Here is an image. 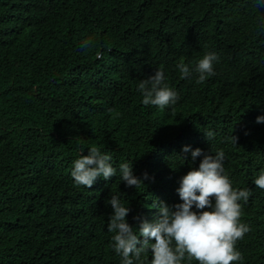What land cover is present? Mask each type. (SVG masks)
I'll use <instances>...</instances> for the list:
<instances>
[{
  "label": "trees",
  "instance_id": "trees-1",
  "mask_svg": "<svg viewBox=\"0 0 264 264\" xmlns=\"http://www.w3.org/2000/svg\"><path fill=\"white\" fill-rule=\"evenodd\" d=\"M208 51L216 75L182 79L176 64ZM156 68L179 94L170 110L137 92ZM260 115L264 8L253 0H0V264H119L106 201H127L133 226L152 219L154 201L180 203L179 181L202 160L179 165L184 146L225 151L233 186L252 191L237 250L243 264H264V190L252 183L264 168ZM91 147L115 166L132 161L145 186H76L72 163Z\"/></svg>",
  "mask_w": 264,
  "mask_h": 264
},
{
  "label": "clouds",
  "instance_id": "clouds-1",
  "mask_svg": "<svg viewBox=\"0 0 264 264\" xmlns=\"http://www.w3.org/2000/svg\"><path fill=\"white\" fill-rule=\"evenodd\" d=\"M259 11L264 8V0H253ZM90 41H85L87 46ZM99 57V53L97 54ZM219 56L214 51L206 52L192 65L180 62L176 70L182 79L194 74L196 83L203 84L216 75L215 65ZM137 92L144 106H155L161 110L172 109L179 101V94L167 82L166 73L156 68L153 75L140 81ZM264 124V115L256 120ZM207 142L216 141L217 133L208 129L203 132ZM224 141L237 144V137L230 135ZM75 159L71 167V178L76 186L91 188L98 178L105 181L117 177L120 183L137 189L148 179L143 180L133 171L132 161L115 166L113 156L98 147H91L87 155ZM184 156H177L180 164L188 160H202L197 169L189 171L179 181L176 189L180 203L169 206L162 201H154L150 210L155 215L149 221L134 217L137 226L128 222L131 209L127 201L112 195L106 206L112 209L107 220V231L112 233L110 248L119 257V264H243V254L237 250V242L251 231L250 225L243 222V206L252 191L248 188H235L225 171L226 153L222 148L205 153L191 146L182 148ZM252 183L264 190V168L259 169ZM150 254V259H149Z\"/></svg>",
  "mask_w": 264,
  "mask_h": 264
}]
</instances>
